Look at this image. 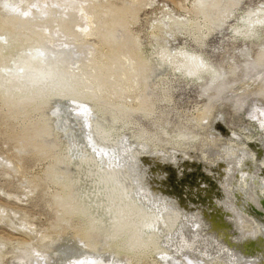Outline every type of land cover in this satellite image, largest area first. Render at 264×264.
Here are the masks:
<instances>
[{
  "label": "rangeland",
  "instance_id": "1",
  "mask_svg": "<svg viewBox=\"0 0 264 264\" xmlns=\"http://www.w3.org/2000/svg\"><path fill=\"white\" fill-rule=\"evenodd\" d=\"M258 8L0 0V264H264Z\"/></svg>",
  "mask_w": 264,
  "mask_h": 264
},
{
  "label": "bare ground",
  "instance_id": "2",
  "mask_svg": "<svg viewBox=\"0 0 264 264\" xmlns=\"http://www.w3.org/2000/svg\"><path fill=\"white\" fill-rule=\"evenodd\" d=\"M125 8V7H124ZM125 10L127 11V13L129 12L126 8L124 9V10H122V11H124V12H122L121 14H123V13H125ZM261 11V8H258L257 9V11L255 12V13H253V11H251V12H248V14H246L245 16H243V18L244 19H242V21H243V23H244V25H245V27H244V34L243 35H246V36H250V35H252L253 34V32L255 31V30H257V28H259L263 23H264V9H263V12L261 13V14H259L258 12H260ZM253 13V14H252ZM120 14V15H121ZM252 14V16H250ZM124 15V14H123ZM122 15V16H123ZM122 16H120V20L121 19H123V18H121ZM169 16V15H168ZM125 17H126V15H125ZM125 17H124V19H125ZM169 19V18H168ZM123 22H124V20H123ZM121 23H122V21H121ZM238 26V25H237ZM235 27V26H234ZM241 27V26H240ZM239 27V28H240ZM5 30L6 31V33L8 34V35H11V41H12V44H22L23 45V43L20 41V40H18V39H15V38H13V36H12V32H13V28H12V26H7V25H5L4 23H2V22H0V31L1 30ZM235 30H237L238 28H234ZM242 29V31H243V28H241ZM112 29H109V32H107V39H111L112 40V37L110 36L111 34H109L110 33V31H111ZM238 31V30H237ZM251 31H252V33H251ZM112 33V32H111ZM243 33V32H242ZM7 35V36H8ZM128 36V35H127ZM111 37V38H110ZM10 38V37H9ZM106 39V40H107ZM108 40V41H109ZM110 40V41H111ZM126 40H128L127 38H126ZM114 41V40H113ZM112 41V42H113ZM113 44H114V42H113ZM115 45V44H114ZM114 45H113V47L111 46V44H110V46L112 47V48H114ZM16 46V45H15ZM109 46V45H108ZM116 47V46H115ZM110 48V47H109ZM130 48V47H129ZM130 49H132V48H130ZM111 51H109V54H108V57L109 58H111V59H113L114 57H117V53H118V51H116V49H110ZM131 51H133V50H131ZM161 51V50H160ZM136 52V51H135ZM133 53V52H132ZM178 53V52H177ZM177 53H174L173 55H175V54H177ZM264 53V52H263ZM161 58V57H160ZM162 58H164V57H162ZM190 58V61H188L187 63H186V71L188 72V73H191V74H198V73H201V72H204V71H206V72H208L209 70H210V66H208L205 62H203L202 60H201V58L200 57H198V56H196V55H193L192 57H189ZM43 78V75L41 76H39L38 78H37V80H36V82H40L41 81V79ZM52 81H54V79H51L50 80V82H52ZM50 85V84H49ZM38 88H43V86H36V89H34V90H32V91H27V94L29 95V98L31 99V98H34V97H36V95L38 94V92H39V90H38ZM54 89V88H53ZM85 93H87V89L86 88H84V89H82L81 87H79V86H77V91H76V93H75V96L77 97V98H79L78 97V95L80 94V96L81 97H84V95H85ZM35 134V133H34ZM33 134V135H34ZM23 135V134H22ZM29 135V134H28ZM26 136H27V134H26ZM23 137V136H22ZM28 137V136H27ZM23 138H25V136L23 137ZM29 138V137H28ZM27 138V139H28ZM31 138H29V140H30ZM26 140V139H25ZM24 140V141H25ZM28 140V141H29ZM32 140V139H31ZM30 140V141H31ZM27 141V140H26ZM32 142V141H31ZM27 143V142H26ZM122 166H124V165H122ZM110 170H112V171H121L120 170V167L119 166H112L111 168H110ZM124 172H126V173H131V172H134L135 171V169L134 168H132V167H129V166H126V168L123 170ZM122 172V171H121ZM144 179H145V176L143 177ZM127 179V177H124V176H122V182H124L125 180ZM65 204H67L66 202H65ZM70 204V203H69ZM63 205H64V203H63ZM75 206H76V204H73V205H71L70 204V207H69V210L70 209H73V208H75ZM255 207V206H254ZM140 212V211H139ZM140 214V213H139ZM166 216H168V217H170L169 216V214H166ZM171 218V217H170ZM91 223V225H94V224H92V222H90ZM80 238L82 239V241L84 240L86 243H88V244H92V242H90V240H89V235L87 234V232H82V234L80 233ZM132 243H133V241H132ZM91 248H93V246L91 247ZM94 251V250H93Z\"/></svg>",
  "mask_w": 264,
  "mask_h": 264
},
{
  "label": "water",
  "instance_id": "3",
  "mask_svg": "<svg viewBox=\"0 0 264 264\" xmlns=\"http://www.w3.org/2000/svg\"><path fill=\"white\" fill-rule=\"evenodd\" d=\"M250 210L257 220H258V217L264 219V198L260 199L259 207L256 208L254 206H251Z\"/></svg>",
  "mask_w": 264,
  "mask_h": 264
}]
</instances>
